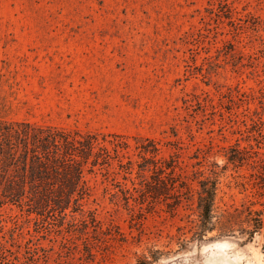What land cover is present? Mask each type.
Segmentation results:
<instances>
[{"label": "rangeland", "instance_id": "obj_1", "mask_svg": "<svg viewBox=\"0 0 264 264\" xmlns=\"http://www.w3.org/2000/svg\"><path fill=\"white\" fill-rule=\"evenodd\" d=\"M0 120L93 143L68 209L0 205V264H264L261 233L192 237L203 176L264 210V0H0Z\"/></svg>", "mask_w": 264, "mask_h": 264}, {"label": "trees", "instance_id": "obj_2", "mask_svg": "<svg viewBox=\"0 0 264 264\" xmlns=\"http://www.w3.org/2000/svg\"><path fill=\"white\" fill-rule=\"evenodd\" d=\"M27 127L21 129L19 125L0 120V205L28 203L30 212L36 215L46 210L63 212L78 195L82 167L91 158L93 143H79L78 149L75 139L68 141L58 135H42L39 131L26 130ZM238 154L229 155L227 162L241 164L245 159L240 156V152ZM68 156H78L79 161L71 168L63 169L64 173L59 177L56 173L59 160ZM173 168L172 164H167L161 167V171H173ZM177 182L170 178L168 183L160 181L154 186L147 185L145 197L166 198L170 188L183 187L182 183ZM196 182L198 189L195 191L193 238L202 239L205 233L213 231L223 236L235 230L247 236V240H252L255 234L260 233L264 237V210H252L249 207L232 211L220 209L215 202L217 178L203 176Z\"/></svg>", "mask_w": 264, "mask_h": 264}]
</instances>
